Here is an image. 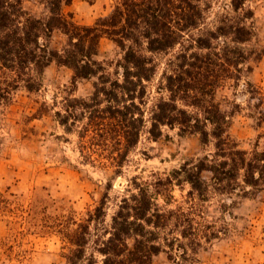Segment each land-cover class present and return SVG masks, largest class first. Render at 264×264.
I'll return each instance as SVG.
<instances>
[{"label": "trees", "instance_id": "16d2710c", "mask_svg": "<svg viewBox=\"0 0 264 264\" xmlns=\"http://www.w3.org/2000/svg\"><path fill=\"white\" fill-rule=\"evenodd\" d=\"M24 1L0 0V114L21 84L40 90L46 68L56 62L73 69L76 79L96 78L89 98L64 97L56 112L69 131L82 123L78 133L86 161L120 172L142 134L158 140L164 127L198 135L205 146L202 156L166 176H133L110 222L105 196L87 218L63 224L58 231L70 246L68 263L151 264L161 252L177 264L193 261L204 241L219 237L203 214L211 194L255 197L264 190V151L240 147L229 133L235 111L225 110L216 98L219 86L240 79L241 65L252 57L243 46L256 35L248 22L254 17L248 0H231L234 13L221 15L215 27L208 24L210 0H117L92 26L64 13L63 5L73 0H42V16L28 11ZM57 30L67 36L60 48L52 46ZM102 37L124 51L123 70H107L95 58ZM176 48V70L163 73L161 96L149 104L146 82L157 73L150 54ZM250 94L264 125V93L254 86ZM183 181L191 189L172 207L178 201L173 188ZM18 213L0 188V214Z\"/></svg>", "mask_w": 264, "mask_h": 264}, {"label": "rangeland", "instance_id": "374dc122", "mask_svg": "<svg viewBox=\"0 0 264 264\" xmlns=\"http://www.w3.org/2000/svg\"><path fill=\"white\" fill-rule=\"evenodd\" d=\"M210 1V26L218 25L221 15L234 13L231 0ZM116 4L117 0H73L63 5V11L76 23L92 26ZM24 7L36 16L46 14L42 0H25ZM246 7L254 12L248 22L255 26L256 35L243 46L252 51V57L241 65L240 79H226L219 86L216 98L225 110L235 111L229 133L240 147L264 151V125L258 123L250 94L254 86L264 93V0H248ZM66 42L65 34L54 32L53 47L60 48ZM178 51L150 54L157 73L146 82L149 104L161 96L158 90L163 73L176 70ZM123 56L124 51L113 40L101 38L95 58L107 70H123ZM95 81L76 79L73 69L53 62L42 76L40 90L29 91L21 84L8 106L2 108L0 188L19 215L0 214V264H69L66 254L70 246L58 231L63 224L84 220L105 196L110 222L133 176L151 179L153 172L166 176L205 153L198 135H181L178 128L164 127L158 140L148 132L142 134L120 172L115 166L86 161L78 133L82 123L69 131L56 112L64 97L89 98ZM190 189L188 182L175 185L173 194L178 201L172 207L182 203ZM203 214L216 225L219 237L204 241L194 260L184 264H264V190L255 197L212 193L204 202ZM151 264L177 263L161 252L154 255Z\"/></svg>", "mask_w": 264, "mask_h": 264}]
</instances>
